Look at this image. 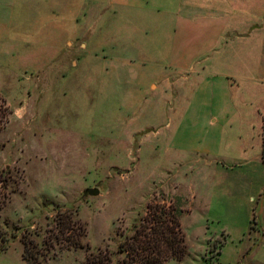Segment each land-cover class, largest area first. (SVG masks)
Returning a JSON list of instances; mask_svg holds the SVG:
<instances>
[{
    "label": "rangeland",
    "instance_id": "rangeland-1",
    "mask_svg": "<svg viewBox=\"0 0 264 264\" xmlns=\"http://www.w3.org/2000/svg\"><path fill=\"white\" fill-rule=\"evenodd\" d=\"M153 1L0 0V264H24L21 238L40 245L57 209L116 260L169 198L186 252L165 264H264V0L236 5L239 34Z\"/></svg>",
    "mask_w": 264,
    "mask_h": 264
},
{
    "label": "trees",
    "instance_id": "trees-1",
    "mask_svg": "<svg viewBox=\"0 0 264 264\" xmlns=\"http://www.w3.org/2000/svg\"><path fill=\"white\" fill-rule=\"evenodd\" d=\"M3 206L4 200H0V208ZM181 214L179 199L148 203L132 233L117 246L122 257L114 260L106 247L89 251L88 243L83 242L87 234L85 223L74 218L69 210L57 209L40 245L29 235L21 238L22 258L24 264H46L47 254L55 248H84L87 254L83 264H165L169 259H181L186 252Z\"/></svg>",
    "mask_w": 264,
    "mask_h": 264
},
{
    "label": "crops",
    "instance_id": "crops-1",
    "mask_svg": "<svg viewBox=\"0 0 264 264\" xmlns=\"http://www.w3.org/2000/svg\"><path fill=\"white\" fill-rule=\"evenodd\" d=\"M46 2H49V0H46ZM241 4H244V0H232L231 2H226V0H206L203 3H197L194 0H156L153 1L152 5L154 6V8H157V11L160 10L163 11L165 14H170L173 17V20L179 22L181 21L184 26L187 24L188 21H194V14H198L197 11H199L200 13H202L201 19L206 20V26H222V28L224 29L223 31L233 30L235 33L239 34L242 29H245V31L247 30V26L245 24L246 14L241 13L239 7H236V5ZM225 5L228 6L224 9ZM230 5L233 8L232 10L234 11V14H232L233 18H231L229 12H227L228 7H230ZM236 10L238 11L236 12ZM184 29L192 30L193 26H187V28ZM258 147H260L259 153L255 154L253 158H250L252 161H258L259 163L263 164L264 145L260 139ZM263 189L258 194V199L259 201H262V204L264 201ZM253 199L254 197L250 196V200L252 201ZM261 229L262 227L261 225H259L258 233Z\"/></svg>",
    "mask_w": 264,
    "mask_h": 264
},
{
    "label": "water",
    "instance_id": "water-1",
    "mask_svg": "<svg viewBox=\"0 0 264 264\" xmlns=\"http://www.w3.org/2000/svg\"><path fill=\"white\" fill-rule=\"evenodd\" d=\"M84 194L96 195V194H98V189L88 188L84 191Z\"/></svg>",
    "mask_w": 264,
    "mask_h": 264
}]
</instances>
